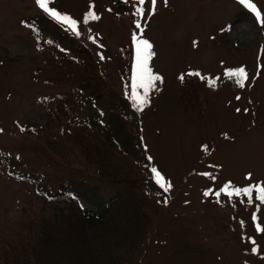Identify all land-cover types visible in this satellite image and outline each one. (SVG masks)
<instances>
[{"label":"rangeland","instance_id":"374dc122","mask_svg":"<svg viewBox=\"0 0 264 264\" xmlns=\"http://www.w3.org/2000/svg\"><path fill=\"white\" fill-rule=\"evenodd\" d=\"M253 2L264 16V0ZM50 7L75 19L79 35L42 18L35 0H0V236L23 213L43 208L30 182L18 178L54 171L40 151V102L69 90L61 77L73 64L59 58L55 39L66 45L70 38L74 56L81 58L83 46L101 79L137 112L150 169L171 184L163 190L152 173L163 193L145 186L142 211L112 213L116 231L104 243L112 248L103 247L99 264H264V204L257 199L264 188V24L234 0H158L155 14L150 0H50ZM89 12L98 19L85 23ZM133 34L153 45L149 66L162 78L143 111L130 98ZM239 68L248 75L243 87L226 75ZM104 187L108 195L119 190ZM245 188L248 195L236 194ZM71 215L77 218H64L76 232Z\"/></svg>","mask_w":264,"mask_h":264},{"label":"trees","instance_id":"16d2710c","mask_svg":"<svg viewBox=\"0 0 264 264\" xmlns=\"http://www.w3.org/2000/svg\"><path fill=\"white\" fill-rule=\"evenodd\" d=\"M65 41L58 40L63 46L58 56L73 64L61 77L69 81V90L58 93L54 103H40L45 110L40 151L54 171L43 167L37 177H23L32 182L33 196L43 208L23 213L11 234L0 236L2 264H99L103 247L112 248L104 244L116 231L109 225L115 224L112 213L142 211L145 186L160 192L137 133L136 112L97 74L90 53L77 46L81 58L75 57ZM104 184L119 190L108 195ZM69 212L82 225L79 230L71 215L76 232L68 230L70 218L64 217Z\"/></svg>","mask_w":264,"mask_h":264},{"label":"snow or ice","instance_id":"6c2138e0","mask_svg":"<svg viewBox=\"0 0 264 264\" xmlns=\"http://www.w3.org/2000/svg\"><path fill=\"white\" fill-rule=\"evenodd\" d=\"M37 6L48 16H50L53 20L60 24L67 25L73 32L79 35L77 31V21L70 16L62 15L60 12L56 11L54 8L50 7V0H35ZM168 0H164L165 5ZM240 4L249 9L254 15L258 23L264 24V16H262L261 11L258 9L257 5L253 2V0H238ZM140 4H144L145 0H139ZM152 6L151 14H155L158 0H150ZM137 15H140L143 18L144 12L143 9H137ZM88 19H98V16L94 12H89L88 18H86L85 23H87ZM136 27L141 29V34L143 29L139 23H136ZM133 43L135 45V63L133 68L132 75V84H131V92L130 98L132 102L137 107V110L143 111L144 107L149 103L150 94L156 90V82L162 81V78L152 72L150 68V61L155 53L152 51L153 45L147 40L138 38L136 34H133ZM104 57L101 56V59ZM189 75L199 76L200 73H189ZM226 75L231 79L235 77L236 83L243 87L245 81L248 79L247 72L244 68H239L236 71H229ZM183 76L180 79L183 80ZM215 81H209V86H213ZM142 90V91H141ZM240 99V97H237ZM239 111V109H237ZM205 151H207V146H204ZM151 172L154 175L156 183L165 191L171 188V184L168 183L164 177H162L161 173L156 168H151ZM227 191V189H225ZM236 194L239 195L241 191L245 195H248L251 191L250 189H236ZM262 193L261 196L257 197L264 204V188L259 189ZM208 195V193H205ZM228 195H232V193H228ZM257 231H260L259 227H257ZM255 243V241H253ZM257 251V249L253 248V252Z\"/></svg>","mask_w":264,"mask_h":264}]
</instances>
